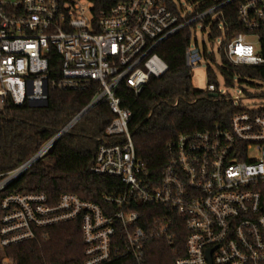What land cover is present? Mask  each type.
Returning a JSON list of instances; mask_svg holds the SVG:
<instances>
[{"label":"built area","instance_id":"obj_1","mask_svg":"<svg viewBox=\"0 0 264 264\" xmlns=\"http://www.w3.org/2000/svg\"><path fill=\"white\" fill-rule=\"evenodd\" d=\"M232 2L244 31L228 44L229 61L264 64L258 52L264 0H206L192 16L175 0H127L99 14L89 0H0V109L7 98L29 105L49 101L52 91L96 84L89 105L35 156L42 158L57 136L105 102L113 119L92 172L121 184L119 191L103 195V204L71 192L56 201L44 192L6 195L0 264H16L7 247L46 238L48 227L76 220L84 250L82 260L72 264H109L120 258L147 264L148 247L158 239L173 250L172 264H264V106L237 105L241 110L228 127L178 135L167 145L168 160L157 182L137 156L132 111L118 94L122 85L139 94L151 77L163 76L168 64L155 50L184 28L192 32L202 23L210 35L219 21L224 34L223 8ZM205 52L190 39L186 66L200 65ZM55 53L58 66L51 62ZM207 90L220 94L216 84ZM252 151L258 153L254 159ZM29 161L0 181V191L33 165ZM152 204L175 215L147 221L140 208Z\"/></svg>","mask_w":264,"mask_h":264},{"label":"trees","instance_id":"obj_2","mask_svg":"<svg viewBox=\"0 0 264 264\" xmlns=\"http://www.w3.org/2000/svg\"><path fill=\"white\" fill-rule=\"evenodd\" d=\"M89 1L94 5L95 13L99 14L108 13L117 3L127 0ZM236 5L232 2L223 8L224 34L217 21L209 37L212 41L222 37L219 69L226 84L233 86L238 77L242 84L258 88L260 92L257 94L264 99V64L235 65L226 54V48L235 34L244 31L238 20ZM190 39L191 29L186 27L164 40L155 51L168 64V71L161 77H151L139 94L125 85L118 92L123 106L132 111L130 130L137 156L157 182L168 160L169 142L183 133L204 131L216 125L228 127L234 114L241 110L229 97H213L208 90L194 87L192 70L186 66V48ZM258 52L264 57V31L260 32ZM205 55L207 60L214 61L212 53L205 52ZM51 62L52 66H58L56 53ZM207 77L208 84H215L216 75L210 65ZM95 90L96 84L85 90L52 91L47 107L16 105L7 98L0 109V181L34 157L46 142L88 106ZM112 119L108 103L95 105L54 143L48 151V162L40 158L0 191V225L1 201L11 193L44 192L56 201L61 194L71 192L103 204V195L119 191L121 184L117 178L92 172L98 147ZM140 210L147 221L175 215L165 206L155 204ZM44 232L47 233L46 238L7 247L5 253L16 264H72L82 260L84 243L79 220L48 227ZM148 250L147 264H172L175 255L164 240L152 241ZM1 257L2 251L0 262ZM109 264L137 263L131 258H120Z\"/></svg>","mask_w":264,"mask_h":264},{"label":"rangeland","instance_id":"obj_3","mask_svg":"<svg viewBox=\"0 0 264 264\" xmlns=\"http://www.w3.org/2000/svg\"><path fill=\"white\" fill-rule=\"evenodd\" d=\"M180 3L184 10L189 13V16L194 15L195 9L198 8L206 0H175ZM199 23L196 28L191 32V42L193 44L198 41L199 47L208 53L214 55V61L203 59L202 63L197 67L192 69V83L196 89L207 90L208 89V77L207 70L210 65L216 75L214 83L218 86L220 90V96H226L232 99L236 105H242L245 107H255L260 109L264 106V99L260 97L257 93L260 90L256 87H252L249 84H242L238 77L235 78L233 86H228L225 79L220 72L219 65H221L222 59L219 52L220 43L222 37H217L212 41L209 37L208 29L204 30ZM255 41V39H253ZM206 46V47H205ZM210 92V91H209ZM240 97L239 100L237 98ZM258 156V153L252 151L249 153V157L254 159ZM42 158L45 161H49L48 153L44 154Z\"/></svg>","mask_w":264,"mask_h":264},{"label":"water","instance_id":"obj_4","mask_svg":"<svg viewBox=\"0 0 264 264\" xmlns=\"http://www.w3.org/2000/svg\"><path fill=\"white\" fill-rule=\"evenodd\" d=\"M213 97H218V93H211ZM31 107H47L48 106V101H37V102H31L29 104ZM60 138V136H57L54 139V143ZM39 157L35 156L34 158L30 159L29 163H33L35 160H37ZM22 173V172H21ZM20 173V174H21Z\"/></svg>","mask_w":264,"mask_h":264}]
</instances>
